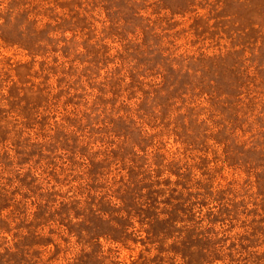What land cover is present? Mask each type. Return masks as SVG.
Wrapping results in <instances>:
<instances>
[{
	"label": "rangeland",
	"instance_id": "obj_1",
	"mask_svg": "<svg viewBox=\"0 0 264 264\" xmlns=\"http://www.w3.org/2000/svg\"><path fill=\"white\" fill-rule=\"evenodd\" d=\"M0 264H264V0H0Z\"/></svg>",
	"mask_w": 264,
	"mask_h": 264
}]
</instances>
